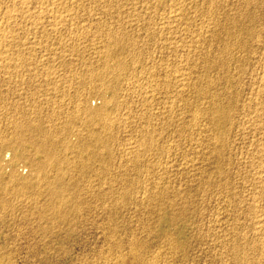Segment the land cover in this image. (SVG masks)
<instances>
[{"label": "rangeland", "instance_id": "1", "mask_svg": "<svg viewBox=\"0 0 264 264\" xmlns=\"http://www.w3.org/2000/svg\"><path fill=\"white\" fill-rule=\"evenodd\" d=\"M12 1L14 3H12ZM33 1H37V0H33ZM44 1L46 2V0H44ZM69 1L71 2L72 0H69ZM80 1H82V3H80ZM140 1H142V2H140ZM154 1L156 2V0H154ZM154 1L149 2V0H144V3H143V0H134V1L133 0H120V1L119 0H92V1L91 0L90 1L89 0H76L78 6L75 3V1H74V3L73 2L70 3V4H72V7H71L72 10H70V11L73 14L71 12L70 13L73 16V17L71 16L73 19L72 18L67 19V21H64L65 23L64 22L57 23L56 24L57 29L55 28L56 32H57L56 33L55 29L53 28L55 26L50 25L51 24L50 17L48 15H44V14L39 13L40 12L39 8L41 5H42V7L48 5L47 3L43 2V0H41L40 3L34 2L35 4L33 2H30L29 3L30 5L28 4L29 7L27 6V8L29 10L28 12L27 11H23V12L21 11V13H19L20 12V10H19V12L17 13V16L20 19L17 20V18H15L14 20H12V22L9 23L10 25L7 26L8 31H11V32L13 31L12 33H14L15 36H17V33H18V35L20 37L19 36L15 37L14 41H11L10 39L7 40V42L11 41L12 43L6 42V45H7L6 49H5L6 53L9 52L11 55L8 54V56H9V58L10 57L12 58V59L10 58V60H8V62H10V63L0 60V64L2 65V66L0 65L1 66L0 67V91H1L0 95L2 94L5 97H8V98L3 97V99H2V95L0 97V102H1V104H0V108H1L0 109V126L1 127L0 128L3 129L6 126L4 128V130L0 129V132L2 131L0 133L1 135H3L4 133H5V135L7 134V129L9 128L8 125H10V123L12 121H14V120H12V119H14V117H15V120H17L16 118H18V119H21V118L27 119L28 117L35 118V116H37V117L39 116V112H40V116L38 118L45 119V117L48 118L49 115H53V114H50L51 110H47L48 106H50L49 103L54 102L55 103L54 107L56 108L57 107L56 104L58 103L59 98H60L59 101L62 102L61 104L59 102V104L65 105V104H67L66 103L67 101H68V103H70L71 101H74V99L78 95L80 96V95H83L84 93H85L84 95H86V93L90 91L89 90L90 84L87 83V78L92 79V77H93V80H97V78L100 75H103V69H101L102 65L100 66V64H102V62L104 60L103 54H102L104 52V50L102 49V46L105 47V44H108V42H110L109 38H111V36H113L114 34L116 35V37H118V40H117V42L119 43L118 46H122L123 44L124 45L126 44V46L127 45L131 46L130 51H128L127 53L125 52L127 55L125 53L124 54L122 53L120 55V59L122 58L124 60H127L128 64H129L128 65L129 68L127 67L126 68L127 70L125 69L121 72L122 79L127 77L129 79L131 78V80H129V79L127 80V78H126L125 80H127V81L133 82V81H136V79H137V82H140L147 77V75H148L147 71H149L150 68H151V71L153 69V71H155V72H156V70H159V68H157V67L160 66V63H161L160 61L163 60L162 64H165L164 66H166L171 71V73L169 74L170 76L167 77L168 79L166 78V81H168V80L169 81L167 82L168 86L166 87V85H165V89H167V90L169 89L168 90L169 92H173V88H174V90H176L177 82H176L175 78H177L176 76L178 74L176 75V74L172 73L173 71H175V70H173V68L176 70H179L180 67H182L183 70H180L181 73H182V71L184 73V74L182 73L183 74L182 79L184 78L182 80V93H183V91L185 93V95L183 93L182 99L185 100L186 96H188V98L185 101L184 100H181V102L178 101L181 103V105H180V103H175V105L173 107H171V110H172V108H173V110H175V109L176 110L175 111L170 110L171 114L169 112V108L164 109L165 111H168L167 116H169V118L171 120L167 119L168 121H164L165 123H162L161 124L162 126L160 125L161 127L156 126L157 132L155 131L156 133L153 134V137L155 139L158 138V140H157L159 142L158 146L161 143H165L167 145V148L168 147L170 148V149L168 148L169 150H167V152H166L167 154L162 150L148 151L147 154L143 155V158L140 157V159H139L140 161L136 165L135 163H132L133 160L132 161L130 160L132 157V154L124 155L125 152L123 149H125L124 146H126V144H125L126 141H127L126 143L131 141V143L135 142L138 145L137 134L139 135V131H140L141 127H143L142 125L145 126L146 124L142 123L141 120L138 121L136 119H134V120L128 119L129 121H134V123L131 124L133 129H130V131L127 133H124L120 130L118 133L116 132V136H114V140H112L110 145H109L110 146L109 152L105 153V156H106L107 161H108L106 163L109 165L108 172L106 171V172L100 173L99 170L96 169V168H98V166H96V164H98V163H95L93 165L95 167H93L91 170H89L86 173V175L84 176L83 182L85 183L86 186L89 185L90 183H91V185H93V183L95 185H100V186H102L101 188H105L104 190H107V187H108V189L110 191L113 190L114 192H118L121 189V187H124L125 185H127V186L129 185L131 187L130 189H132V188L134 189V190L132 189L131 198H130V196H126V197L119 196V193H120L119 192V193L113 194L114 196L116 195L115 197L113 196V198L109 197L110 195L108 194L109 196H107L106 199H103L101 201L100 200L99 201L92 200L91 202L89 201L88 204L82 205L81 209L83 210L85 220L83 221L82 225L81 224L77 225L69 235L62 233L59 238L48 237L49 234L43 233L39 230L40 227H39V223H38L37 219L32 218L34 216H31V215H30L31 217H29V216L24 217L23 216L24 215L23 211L27 209V207H25V205H28V203L30 204L29 199H25L23 197L18 198V199H12L14 207H15L13 210V213L3 212V214H2L1 213L2 211L0 210V216H2V215L4 216V217H1V219H3V221H0V264H98V263L99 264H108L107 262H109V261H110L109 264H114L117 260H122V261L124 260L125 264H127V261L130 260L129 259L130 258L129 249L131 247V245H129L130 246L129 247L127 244L130 240H132V238H137L141 242L138 245L136 250H138L139 253L138 252L137 253L139 255H142L140 258V260L142 262L138 261V262H135V264H142V263L143 264H150V263L155 264L156 262H157L156 264H162V263L163 264H166V263L167 264H171V263H173V264H186V263L187 264H243V263L244 264H264V170H262V171L258 170V167L260 166L259 165L260 160L257 158V155L256 156L254 155V152H255L254 150H256L258 144L260 143L259 140L263 136H261L262 135L261 132L259 130H257L258 128H256V126H255L256 124L254 123V120L256 119V114H251V113H254V107H255L254 102H258L260 100L259 98H258L259 100L258 99H256L257 101L255 100L254 92H255V97H257L256 88L258 87V85H259L258 82L261 79V77H259V76H261L264 73V65H262V64H264L263 63L264 57H262V56H264V48H263L264 46L262 43L259 44V42H258L261 39L262 40L264 39L263 38L264 37V0H215L214 2H217V4L213 3V0H210L212 2V4H214V5H212V4L209 5L210 4L209 0H207V1L206 0H181V1L180 0H172L174 3L171 2V0L170 1L169 0H157L155 5H154V3H152ZM9 2H10V0L9 1L8 0H0V11H1L0 13H2L3 9L5 10L6 8H10V7H12L13 9H21L20 8L21 6L19 5L20 4L19 0H16V1L11 0V2L10 3ZM179 2H180V4H179ZM219 2H220V4L218 5ZM79 3L82 6H79L80 5ZM145 3L147 4V6L144 5ZM150 3H152V4H150ZM159 3H160V6H159ZM170 3L173 5H171ZM1 4H3V5H1ZM8 4H10V5H8ZM11 4L12 5L14 4L13 6L16 5L17 8H16V6L13 7ZM73 4H74V6H73ZM7 5H8V7H7ZM34 5H36L37 8ZM93 5H94V7H93L94 9L92 8ZM116 5H118V6H116ZM18 6H20V7L18 8ZM140 7H145V8L140 9ZM205 7L207 8V10L209 9V11H207ZM210 7H211V11H210ZM35 8H36V10H35ZM77 8L78 9L80 8V9L78 10ZM83 8H84V10H83ZM87 8H88V10H87ZM100 8L101 9L103 8V10L105 8H107V9L104 10V12H102L103 10H101ZM169 8H171V9L174 8L173 10H175L176 8L180 9V11L177 13L181 12V14H182V12H183V15L180 16L181 15L180 14L176 18L177 20L175 22L173 21L175 18L174 19L169 18L168 21L171 20L172 23H170V26L172 28L165 29V28H163V26L161 24L163 20H160V19L163 16H164L163 18L169 16L168 10L169 11L171 10ZM116 9H118V10H116ZM139 9L142 11H140ZM184 9H186V10H184ZM73 10H74V12H73ZM91 10H93V11H91ZM134 10H135V12H134ZM200 10L202 11L201 13H200ZM30 11L31 12L33 11L32 12L33 14ZM36 11H37V13L40 14V15L38 14L39 15L38 19L36 16L37 15ZM87 11L90 13L92 12V13L89 14ZM95 11L96 12L98 11V12L96 13ZM79 12L82 15L84 14L83 18L80 17L82 15ZM117 12H119V13H117ZM207 12H209V13H207ZM22 13H24V14H22ZM26 13H27V16H26ZM74 13H76V14H74ZM77 13H78V15H77ZM105 13H108V14H105ZM18 14H20V15H18ZM30 14L37 21L35 19H33ZM87 14H88V16H87ZM210 14H211V16L213 15V17H210ZM93 15H94V18H93ZM170 16H171V14H170ZM28 17H30L29 19L32 18L31 21H33V22L35 21V24L37 23L36 26L34 25V23L30 22V20H29V24H26V23H28ZM45 17L49 18V19H46ZM75 17L77 19H75ZM22 18L23 19L26 18L25 21L21 20ZM91 18H93V19H91ZM226 19H227V21H226ZM73 20H74V22H73ZM75 20H77V21H75ZM115 20H117V21H115ZM180 20H181L182 24H179V23H181V22H179ZM231 20H233V21L231 22ZM14 21L17 22V25H16V22L14 23ZM47 22H50V23H47ZM215 22H217V23L215 24ZM227 22H229V23H227ZM236 22H237V24H236ZM174 23H176V24H174ZM212 23H214L215 26ZM11 24H12V26H11ZM39 24H41V25H39ZM81 24H84V25H81ZM211 24H212V26H211ZM230 24L233 26H231ZM69 25H73V26H71V29H70ZM225 25H227V27ZM17 26H19V27H17ZM239 26H241V27H239ZM15 27H17V28H15ZM36 27H38V28H36ZM72 27H74V28H72ZM102 27H104V28H102ZM111 27H112V29H111ZM80 28L81 29L85 28L87 31L85 29H83V31H81ZM204 28H206V29H204ZM216 28H218L217 29L218 31L215 30ZM221 28L222 29L224 28V29L222 30ZM75 29H77V30H75ZM93 29H96V30H93ZM107 29L108 30L110 29V30L108 31ZM170 29H172V30L170 31ZM70 30H72V31H70ZM73 30H75V32H73ZM78 30H79V32H78ZM232 30L234 32L235 31L236 32L234 33ZM88 31L90 32L89 34H87ZM225 31H227V32H225ZM15 32H16V34H15ZM20 32H21V35H20ZM107 32H108V34H107ZM152 32L154 35L152 34ZM208 32L210 34H207ZM22 33H23V35H22ZM92 33L93 34L95 33V34L92 35ZM238 33H240V35ZM27 34H28V36L24 37ZM47 34L50 36H48ZM69 34H71L70 37H69ZM82 34L84 37H82ZM90 34H91V36H89ZM109 34H111V35H109ZM180 34H181V36H180ZM184 34H186V35H184ZM201 34H202V36H201ZM233 34H238L239 36L236 35V37H234L235 35H233ZM60 35L62 37H60ZM76 35L77 36L80 35L81 39H79L80 37L78 36L79 37L78 38ZM204 35H207L206 39L204 38L205 37ZM183 36H184V38H183ZM194 36H197V38ZM199 36L201 39L199 38ZM21 37L24 39L23 41H22ZM42 37L45 38L46 40H43ZM85 37H87V38H85ZM167 37H168V39H167ZM244 37H245V39H244ZM257 37H258V39H257ZM53 38H54V40H53ZM70 38H71V40H73V42L69 41ZM76 38H77V40H75ZM127 38H128V40L126 41ZM159 38H160V40H159ZM161 38H162V40H161ZM202 38L204 39V41ZM207 38H210V39H207ZM38 39L39 40L42 39V40H40V43H39V41H37ZM93 39H95V40L93 41ZM197 39H198V41H197ZM241 39H243V40H241ZM249 39H252L253 41L249 40ZM254 39L257 41L255 42ZM28 40L30 43L28 42ZM61 40H62V42H61ZM63 40L66 41V43H65L66 45L63 44ZM107 40H109V41H107ZM130 40H132V41H130ZM31 41H32V44H31ZM101 41H102V44H101ZM125 41L129 42V43H126ZM210 41H212V42L210 43ZM67 42H71V43L67 44ZM91 42L94 44L96 43L99 47L96 46V44L92 45ZM193 42H195V43H193ZM257 42L259 45L256 44ZM9 43H11V44H9ZM34 43H36V44H34ZM61 43L63 44V46L62 45L60 46ZM178 43L180 46H178ZM233 43L236 45H233ZM21 45H23L26 48L22 47ZM41 45H43V46H41ZM72 45H74V46H72ZM169 45L170 46L173 45V46L168 47ZM184 45H185V47H184ZM261 45L263 47H261ZM176 46H178V47H176ZM196 46H197V48H196ZM240 46H241V49L243 48L242 50L240 49ZM243 46L246 48H244ZM21 47L24 49H22ZM225 47H228L229 50H231L233 48V51H235V52H233L231 50V51H229L230 55H225L226 57L224 60H225L226 66L221 67V66H218L219 65L218 57H220L222 55L221 53L223 52V48H225ZM30 48L33 49V51L30 50ZM139 48H141V49H139ZM238 48H239V50H237ZM26 49L28 50V52L30 54H27L28 52ZM101 49L103 50L102 52H101ZM196 49H198V50H196ZM7 50H8V52H7ZM12 50L15 52H13ZM19 50H21V51L19 52ZM23 50H26V51H23ZM139 50H140V52H139ZM167 50H168V52H167ZM252 50H253V52H252ZM10 51H12L14 54ZM205 51L206 52L208 51V52L205 53ZM32 52H33V54H32ZM138 53H140V54H138ZM218 53H219V55H218ZM252 53H254V54H252ZM21 54H23L24 56L23 55L21 56ZM31 54L34 56H32ZM132 54L135 56V58ZM15 55H17V58ZM19 55H20V57H19ZM147 55H149V56H147ZM207 55H208V57H205ZM231 55H233V56H231ZM137 56H139V57H137ZM181 56H183L182 57L183 59L180 58ZM228 56H230V57L227 58ZM250 56H251V58H250ZM27 57L31 58L30 59L31 61L34 59L33 63L30 62V60H28ZM129 57H130V59H132V62L130 61ZM154 58H156V59H154ZM208 58H210L211 61L212 60H214V61L211 62ZM150 59H151L153 64L151 63ZM11 60L12 61L14 60V62H12ZM20 60H21V62H20ZM166 60H168V61H166ZM181 60H182V62H181ZM193 60H194V62H193ZM99 61H101V62L99 63ZM226 61H228V62H226ZM259 61H261V62L258 63ZM19 62L23 63L25 65L23 67L19 68ZM104 62H105V60H104ZM133 62H134V64H133ZM234 62H236V63H234ZM106 63L109 66L113 65L112 63H110L109 60H107ZM135 63H136V66H135ZM184 63H187V64H184ZM206 63L208 64L207 66L204 65ZM209 63L212 66H210ZM33 64H34V66H32ZM15 65L19 69H17ZM179 65H180V67H179ZM197 65H198V67H197ZM14 66L16 69L14 68ZM25 66H27V67H25ZM217 66L219 68H217ZM133 67H134V69H133ZM262 67H263V69H262ZM11 68L15 71L11 70ZM21 68H24V69H21ZM26 68H27V70H26ZM147 68H149V69H147ZM194 68H196V69H194ZM228 68L230 70H228ZM9 69H10V71H9ZM46 69H47V71H46ZM100 69L102 70V72L100 71ZM188 69H190V71ZM89 70L92 73L89 72ZM19 71H20V74H19ZM21 71H23V72H21ZM96 71L98 73H96ZM188 71H189V76L191 75L190 77L188 76ZM88 72L90 73V76H89ZM185 72L187 73V75L185 74ZM6 73H7V75H6ZM45 73H46V75H45ZM54 73H55V75H54ZM57 74H59V76ZM132 74H134V75H132ZM171 74H173L175 76H173ZM194 74H196V75H194ZM52 75L54 77L57 75L56 77H58V80H56L57 78L55 77L56 78L55 79ZM127 75H129V76H127ZM143 75H145V76H143ZM51 76L53 79L51 78ZM70 77H72V78L70 79ZM73 77L74 78L76 77L77 79L76 78L74 79ZM47 78H48V81H47ZM263 78H264V75H263ZM185 79H187L186 81L188 83L185 81ZM256 79H258V80H256ZM158 80H159V78H158ZM55 81H59V82H55ZM174 81H175V83L172 84V82H174ZM45 82H47V83H45ZM86 83H87V85H86ZM174 84H175V86H174ZM184 84H185V86H184ZM188 84H190V85H188ZM208 84H210V85H208ZM50 85L52 86L53 89H55V86L57 85L58 87L56 86V88L58 90L57 89L53 90ZM59 85H61V86H59ZM192 85L195 88H193ZM69 86H72L75 90H78V91L80 90V92L82 91L84 93L74 92L75 90ZM48 87H50V88L48 89ZM252 87H254V88H252ZM65 88H66V91H65ZM170 88H172V89H170ZM185 89L187 90V92L185 91ZM189 89L191 90V92L189 91ZM253 89H254V91H253ZM46 90H48V91H46ZM86 90H88V91H86ZM43 91L44 92L46 91L47 93L44 94ZM32 92H34V93H32ZM193 92H194V94H193ZM50 93H52V94H50ZM60 93H63V94L60 95ZM248 93H250V94H248ZM174 94H175V91L172 94L173 96L171 94H170V96L174 97ZM30 95H32V96H30ZM35 95H36V97H35ZM55 95H57V97ZM210 95H212V96L214 95V96L212 97ZM250 95H252V97ZM29 96H30V98H29ZM46 96L47 97L49 96L50 98L48 99V98H46ZM63 96H64V99H63L64 101L61 99V98H63ZM209 96H210V98H209ZM22 97L28 101V102L26 101L27 104H26V102H24L25 100L22 101V99H23ZM37 97H38V100H41V101H38V100L35 101V99H37ZM41 97H43V98L41 99ZM44 97L46 98V100ZM71 97H73V99ZM247 97H248V99H247ZM249 97H250V100H249ZM251 98L252 99L254 98L252 102H251ZM53 99L57 100V101H54ZM157 99L159 100L160 98L156 97L154 99L155 102H153V104H152L153 108L151 107L152 110L154 108H156V110L155 109L153 110L154 114L158 110L159 111L162 110V107H163L164 101L162 99H160V101L162 100L160 102ZM212 99H213V101L211 102ZM214 100H216V102L218 100L219 102L223 103L224 105H226L227 103L229 104V105L227 104V108L229 109L230 116H231L230 117L231 120L229 122L231 123V121H232V124H230L229 122L226 124V126L228 125V127H227L228 132L226 131L224 134L221 135V137H223V139H224L223 141H224L225 149L222 151L221 155L219 156L220 158L217 156H214L213 153L211 154V152H212L211 150H213L214 147H218L220 145V141H219L220 139H217V140L215 139L218 132L214 131V129L212 128V126L210 124L209 119H207L209 117V113H211V111H213V112L215 111L213 108L214 107V104H213ZM246 100H248V101L246 102ZM176 101H177V99H176ZM35 102H36V104H35ZM38 102H40V104ZM45 102H48V105H46L47 103H45ZM89 102L92 103V105H98L100 103V100L96 99V98H91L89 100ZM3 103H4V105H3ZM11 103H16V105L11 104ZM200 103H201V105H199ZM207 103H208V105H207ZM240 103H242L243 105ZM251 103L254 106H252ZM5 104H8V105L11 104L10 105L11 107H9L8 105L5 106ZM43 104L46 105L47 107L46 106L44 107ZM59 104H58V106H59ZM184 104H186V105L184 106ZM235 104H237V105H235ZM13 105L17 106L16 110H15V107H12ZM41 105H43V106H41ZM187 105H190V106L187 107ZM29 106H31L36 111H34ZM178 106L180 107V110L177 111V109H179ZM181 106H183V107H181ZM246 106L249 108V111H247L248 109L246 108ZM41 107H43V108H41ZM138 107L139 106H137V108L136 107L132 108L134 111V114H138V112L140 113L143 111L142 114H144L145 117L151 116L150 112L145 113V111H148V110L144 111L143 108L141 110V107L140 108H138ZM210 107H211V109H210ZM38 108H39V110H38ZM157 108H159V109H157ZM193 108H194V111H193ZM198 108H200V109H198ZM29 110L31 112L34 111V113H30ZM187 110H189V111H187ZM135 111H137V112H135ZM176 111L178 114L176 113ZM184 111H186V112H184ZM206 111H207V113H206ZM251 111H253V112H251ZM173 112H175L177 115H175V113H173ZM181 112H182V114H180ZM194 112H196V119H195L196 121H194V118H193ZM247 112H248V114H247ZM263 112H264V106H263ZM263 112L261 115V117L263 119H260L261 117L260 118L258 117V120H264V113ZM172 113H173V116H172ZM24 114H25V116H24ZM57 114H58V112L56 113L57 119L55 118V115H54L51 118L52 121H54V120L58 121V119L62 117L63 113L61 114V112H60L58 115ZM200 114H203V115H200ZM29 115H31L32 117ZM64 115L65 114H63V116ZM233 115H235V117ZM243 115L244 116L246 115V116L244 117ZM19 116L20 117L22 116V117L20 118ZM238 116H239V118H238ZM203 117H205L206 119H204ZM247 117L249 118V120ZM47 118L45 120H47ZM246 118L248 121L246 120ZM51 119H49V120H51ZM10 120H11V122H10ZM242 120H243V123L244 122H247V123L242 124L241 123ZM250 121H252V122H250ZM153 122H155V121H153ZM160 122H161V120H160ZM160 122H159V124H160ZM159 124H157V125H159ZM194 124H196L200 130L199 129L197 130L198 127L195 126ZM209 124H210V127H209ZM172 125H174L175 127ZM184 125L186 127H184ZM189 125L190 126L192 125V127H190ZM181 126H182L183 131H182V138L180 139L179 137H176V136H178V130ZM237 126H239V127H237ZM241 126H242V128L243 127L244 128L242 129ZM250 126H251V128L254 129L255 132H253V129H250ZM159 128H161V129H159ZM170 128H172L173 130H171ZM192 129H194L195 131L193 132ZM201 130L203 132H201ZM229 130H231V131H229ZM236 130L238 132H236ZM240 130H242V131H240ZM3 131H4V133H3ZM198 131H200V132L198 133ZM170 132L172 133V135L174 134L173 135L174 137L171 135ZM210 132H212V133H210ZM191 133H192V135H191ZM193 133H194V135H193ZM158 134L160 136L161 135L162 136L159 138L157 136ZM164 134H165L166 138H165ZM5 135H3V136H5ZM183 135L185 136V139H184ZM115 138H116V140H115ZM195 138L196 139L198 138V140H196ZM191 139L193 140V143L189 141ZM210 139H211V142H210ZM212 139H214V140H212ZM195 141H197V142H195ZM210 143H212V144H210ZM226 144H227V146H226ZM168 145H170V146H168ZM121 148H123V149H121ZM121 151L123 153H121ZM140 151L141 150H139V152ZM169 151H170V153H169ZM155 152L157 153V154H155L156 156H154V154H153ZM246 152H247V154H246ZM111 153L115 154V156L111 155ZM171 153L173 154L172 156H171ZM119 154H121V155H119ZM165 154L167 156H165ZM151 155H153L154 157ZM228 155H230V156H228ZM2 156H3L2 160L5 161L8 159L9 154H8V152H5L2 154ZM128 156L130 157V159ZM148 156H150L151 159ZM121 157H123V158H121ZM248 157H250V158H248ZM163 158H166V159H163ZM255 158L258 159L257 162H256ZM228 159H229V161H228ZM122 160H123V162H122ZM146 160L148 162H145ZM156 160H157V162H155ZM163 160L165 161L166 165L164 164ZM243 160L246 162H244ZM128 161L130 162L129 164H128ZM252 161H253V164H251ZM227 162H228V164H227ZM254 162L258 163L259 166L258 167H257V165L255 166L256 163H254ZM159 164H160V166H157ZM225 164H227L228 166ZM103 165L104 164H101V166H103ZM132 165L134 167H132ZM261 165H263V163H261ZM150 166H152V168ZM225 166H226V168H225ZM251 166H252V168H251ZM148 167H150L151 170ZM153 168H154V170H153ZM25 170L26 169L23 167V165L20 164L19 171L24 173ZM164 170H167V171H164ZM99 174H101V175L99 176ZM104 175H106V177ZM93 179H96L97 181L93 180ZM155 181H157L158 184ZM81 182H82V180H81ZM205 182H207V183H205ZM143 183H144V185H143ZM204 183L206 184V186ZM123 184H125V185L123 186ZM147 184H149V185H147ZM155 185H157V188ZM143 189L145 191H143ZM146 189L148 190L147 192H146ZM160 189L163 190L162 191L163 192V199L161 202L158 201L159 197L158 198L155 197V199L152 198L153 199L151 201L152 203L151 202L145 203V199H147V197L152 195L153 192H156L157 190H160ZM135 190L138 191L139 193L136 192ZM153 190H155V191H153ZM150 191H152V192H150ZM170 191H171V193H170ZM144 193H146V196L144 195ZM135 194L137 196H135ZM168 197L170 198V200ZM175 198H176V201H175ZM113 199H117L118 202L116 204H113L112 203ZM140 199H141L142 203L140 202ZM97 202L100 206H98ZM167 202H168V204H167ZM23 203L25 205H20ZM110 205H112V206H110ZM142 205L144 206V208ZM103 206H106V207H103ZM133 206H135V208ZM158 206H159V208H158ZM102 207H103V209H102ZM137 207H138V209H137ZM163 207H164V209H163ZM99 208L103 211L101 212V210ZM134 209H135V212H134ZM152 209H153V211H152ZM139 211L141 213H139ZM86 212H90V213L85 215ZM133 213H135L136 215ZM170 215L174 217L173 220H171V221L169 219H167V217ZM106 216H107V218H106ZM164 217H166V219H163ZM88 223H90V224H88ZM91 224H93V226ZM113 224H114V226H113ZM99 225H101V226H99ZM90 226H92V227H90ZM94 227H96V228H94ZM141 227H143V228H141ZM92 228L94 230L96 229L97 232H96V230L94 231ZM100 228H103V229L101 230ZM143 230H145V231H143ZM55 232H56V230H55ZM111 232H112L114 238H116L114 240H118L122 243V245L119 246L121 249L111 247L109 239H107V241H104V240H106L105 239L106 236L111 235ZM133 232H134V234H133ZM165 232L167 234H170L168 239L167 238L165 239L164 237H157L156 236L158 234H163ZM101 233H104V234H101ZM115 233L117 235H115ZM137 233H139V234H137ZM135 234H137L136 235L137 237L135 236ZM148 234L152 237H150ZM101 235H104V236H101ZM131 235L133 237H130ZM139 236H140V238H139ZM99 237H101V238H99ZM126 238H127V240L128 239H130V240L127 241ZM169 239H171L174 243V246H173V248L175 247L174 251L172 249H170V246L167 244L169 242L168 241ZM237 240H239V241H237ZM231 242H232V244H231ZM236 244H238V245H236ZM127 247H128V249H127ZM138 248H141V249H138ZM106 250L108 251V253L106 252ZM115 250L116 251L118 250V251L115 252ZM155 250L156 251L158 250L161 252H157V254H155L156 253ZM167 250H169V251H167ZM140 251H142V253ZM145 251L146 252L148 251V252L146 253ZM122 253L124 254V257L123 256L121 257ZM144 253H145V255H144ZM126 254L127 255L129 254V255L127 256ZM241 254H243V255H241ZM102 255H104V256H102ZM116 255H119V257H121V258L120 259L117 258L118 256H116ZM154 255H155V258H154ZM156 255H158L159 257H156ZM245 255H247V257H245ZM160 256H163V257H160ZM168 256H169V258H168ZM100 257H105L106 259L105 258L102 259ZM107 258L108 259L110 258V259L108 260ZM156 258L158 259V261ZM161 259H162V261H161ZM179 260H181V261H179ZM100 261H102V262H100Z\"/></svg>", "mask_w": 264, "mask_h": 264}, {"label": "bare ground", "instance_id": "2", "mask_svg": "<svg viewBox=\"0 0 264 264\" xmlns=\"http://www.w3.org/2000/svg\"><path fill=\"white\" fill-rule=\"evenodd\" d=\"M9 1V0H8ZM16 1V0H15ZM40 1L41 0H37V1H33V0H19V5L21 6H18V8L20 7L21 9H13L12 7H10V8H6L5 10L3 9V11H2V13H0V60L1 61H6V62H8V60H10V58H9V56H8V54L9 55H11L9 52H8V50H7V52L8 53H6V42H7V40L8 39H10L11 41H14L15 40V37H17V36H19L18 35V33H17V36H15L14 35V33H12L11 31H8L7 30V26L8 25H10L9 23L10 22H12V20H14L15 18H17V20L18 19H20V18H18V16H17V13L19 12V10H20V12L19 13H21V11L23 12V11H29L28 10V8H27V6L29 7V3L30 2H37V3H40ZM75 1V3L77 4V2H76V0H74ZM74 1L72 0L71 2H73L74 3ZM90 1V0H89ZM92 1V0H91ZM120 1V0H119ZM134 1V0H133ZM150 1H154V0H149V2ZM170 1V0H169ZM181 1V0H180ZM207 1V0H206ZM210 1V0H209ZM215 0H213V3H216L217 4V2H214ZM7 2V1H6ZM10 2H11V0H10ZM9 2V3H10ZM43 2H45L44 0H43ZM69 0H46V2L45 3H47L48 5L47 6H43L42 7V5L40 6V14H44V15H48L49 17H50V22H51V24L50 25H52V26H55V27H53L54 29L56 28V24L57 23H60V22H64V21H67V19H70V18H72L73 16L71 15V11L70 10H72V4H70L71 3ZM84 2V1H83ZM103 2V1H102ZM111 2V1H110ZM129 2V1H128ZM140 2H142V1H140ZM156 2H157V0H156ZM155 1L154 2H152V3H154V5H155V3H156ZM171 2H173L172 0H171ZM204 2V1H203ZM2 3V2H1ZM12 3H14L13 1H12ZM32 3V4H33ZM42 3V2H41ZM80 3H82V1H80ZM79 3V4H80ZM91 3V2H90ZM134 3V2H133ZM143 3H144V0H143ZM142 3V4H143ZM152 3H150V4H152ZM161 3V2H160ZM160 3H159V6H160ZM174 3V2H173ZM178 3V2H177ZM187 3V2H186ZM210 3V4H209ZM208 4L209 5H211L212 4V2L210 1ZM16 4V3H15ZM29 4V5H28ZM35 4V3H34ZM75 4V5H76ZM98 4V3H97ZM111 4V3H110ZM114 4V3H113ZM139 4V3H138ZM137 4V5H138ZM171 4V3H170ZM179 4H180V2H179ZM178 4V5H179ZM220 4V2L218 3V5ZM1 5H3V4H1ZM8 5H10V4H8ZM8 5H7V7H8ZM12 5V4H11ZM14 5V4H13ZM12 5V6H13ZM18 5V4H17ZM38 5V4H37ZM40 5V4H39ZM44 5V4H43ZM89 5V4H88ZM99 5V4H98ZM112 5V4H111ZM145 6H147V4L145 3L144 4ZM166 5V4H165ZM168 5V4H167ZM171 5H173V4H171ZM176 5V4H175ZM177 5V6H178ZM212 5H214V4H212ZM217 5V6H218ZM16 6V5H15ZM15 6H13V7H15ZM35 7H36V5H34ZM73 6H74V4H73ZM77 6H78V4H77ZM79 6H82L81 4L79 5ZM84 6V5H83ZM97 6V5H96ZM109 6V5H108ZM116 6H118V5H116ZM124 6V5H123ZM122 6V7H123ZM162 6V5H161ZM182 6V5H181ZM187 6V5H186ZM201 6V5H200ZM199 6V7H200ZM32 7V6H31ZM30 7V8H31ZM85 7V6H84ZM94 7V5L92 6V8ZM101 7V6H100ZM112 7V6H111ZM149 7V6H148ZM155 7V6H154ZM165 7V6H164ZM188 7V6H187ZM212 7V6H211ZM211 7H210V11H211ZM3 8V7H2ZM1 8V9H2ZM16 8H17V6H16ZM37 8V7H36ZM36 8H35V10H36ZM75 8V7H74ZM90 8V7H89ZM117 8V7H116ZM124 8V7H123ZM141 8H145V7H140V9ZM175 8V7H174ZM174 8H169V9H171L170 11L168 10V12H169V16L168 17H165V18H161L160 20H163L162 21V26H163V28H165V29H167V28H172L171 26H170V23H172L171 22V20L170 21H168L169 20V18H172V19H174L173 21L175 22L177 19V17L181 14V12L180 13H177V12H179L180 11V9H175V10H173ZM194 8V7H193ZM206 8V7H205ZM209 8V7H208ZM215 8V7H214ZM76 9V8H75ZM78 9V8H77ZM80 9V8H79ZM78 9V10H79ZM94 9V8H93ZM101 9V8H100ZM107 8H105L104 10H106ZM115 9V8H114ZM139 9V10H140ZM217 9V8H216ZM245 9V8H244ZM38 10V9H37ZM77 10V11H78ZM83 10H84V8H83ZM87 10H88V8H87ZM99 10V9H98ZM101 10H103V8L101 9ZM104 10L102 11V12H104ZM116 10H118V9H116ZM155 10V9H154ZM167 10V9H166ZM184 10H186V9H184ZM192 10V9H191ZM206 10H207V8H206ZM213 10V9H212ZM247 10V9H246ZM86 11V10H85ZM91 11H93V10H91ZM115 11V10H114ZM133 11V10H132ZM140 11H142V10H140ZM145 11V10H144ZM149 11V10H148ZM147 11V12H148ZM165 11V10H164ZM193 11V10H192ZM198 11V10H197ZM207 11H209V9L207 10ZM1 12V11H0ZM31 12V11H30ZM33 12V11H32ZM31 12V13H32ZM71 12V13H70ZM73 12H74V10H73ZM76 12V11H75ZM83 12V11H82ZM88 12V11H87ZM96 12V11H95ZM94 12V13H95ZM98 12V11H97ZM96 12V13H97ZM134 12H135V10H134ZM138 12V11H137ZM187 12V11H186ZM202 11L200 10V13H201ZM215 12V11H214ZM245 12V11H244ZM243 12V13H244ZM39 13H37V11H36V16H37V19H38V16L40 15ZM80 13V12H79ZM84 13V12H83ZM89 14H91L90 12H88ZM112 13V12H111ZM117 13H119V12H117ZM133 13V12H132ZM199 13V14H200ZM207 13H209V12H207ZM22 14H24V13H22ZM33 14V13H32ZM39 14V15H38ZM73 14V13H72ZM74 14H76V13H74ZM81 14V13H80ZM105 14H108V13H105ZM170 14H171V16H170ZM173 14V15H172ZM186 14V13H185ZM206 14V13H205ZM204 14V15H205ZM214 14V13H213ZM18 15H20V14H18ZM31 15V14H30ZM35 15V14H34ZM77 15H78V13H77ZM76 15V16H77ZM82 15V14H81ZM117 15V14H116ZM162 15V14H161ZM183 15V12H182V14L180 15V16H182ZM198 15V14H197ZM209 15V14H208ZM246 15V14H245ZM26 16H27V13H26ZM29 16V15H28ZM32 16V15H31ZM35 16V17H36ZM47 16V17H48ZM72 16V17H71ZM83 16H84V14L82 15V16H80L81 18H83ZM87 16H88V14H87ZM107 16V15H106ZM109 16V15H108ZM112 16V15H111ZM115 16V15H114ZM118 16V15H117ZM225 16V15H224ZM20 17V16H19ZM96 17V16H95ZM123 17V16H122ZM210 17H213V15L211 16V14H210ZM30 17H28V23H26V24H29V20H30V22H32V23H34V25L36 26V24H35V21L33 22V21H31V19L33 18V16H32V18L31 19H29ZM46 18V17H45ZM90 18V17H89ZM88 18V19H89ZM93 18H94V15H93ZM93 18H91V19H93ZM119 18V17H118ZM128 18V17H127ZM228 18V17H227ZM231 18V17H230ZM26 19V18H25ZM25 19H21V20H24L25 21ZM33 19H35V18H33ZM41 19V18H40ZM46 19H49V18H46ZM73 19V18H72ZM75 19H77L76 17H75ZM152 19V18H151ZM180 19V18H179ZM212 19V18H211ZM235 19V18H234ZM233 19V20H234ZM16 20V21H17ZM36 20V19H35ZM90 20V19H89ZM182 20V19H181ZM181 20L179 21V22H181ZM214 20V19H213ZM233 20H231V22L233 21ZM16 21H14V23L16 22ZM23 21V22H24ZM37 21V20H36ZM43 21V20H42ZM48 21V20H47ZM72 21V20H71ZM75 21H77V20H75ZM115 21H117V20H115ZM122 21V20H121ZM183 21V20H182ZM224 21V20H223ZM226 21H227V19H226ZM18 22V21H17ZM17 22H16V25H17ZM22 22V21H21ZM27 22V21H26ZM39 22V21H38ZM50 22H47V23H50ZM70 22V21H69ZM73 22H74V20H73ZM128 22V21H127ZM153 22V21H152ZM157 22V21H156ZM178 22V21H177ZM207 22V21H206ZM42 23V22H41ZM65 23V22H64ZM72 23V22H71ZM77 23V22H76ZM141 23V22H140ZM217 22H215V24H216ZM219 23V22H218ZM227 23H229V22H227ZM13 24V23H12ZM12 24H11V26H12ZM67 24V23H66ZM75 24V23H74ZM78 24V23H77ZM80 24V23H79ZM148 24V23H147ZM150 24V23H149ZM174 24H176V23H174ZM179 24H182V22L181 23H179ZM206 24V23H205ZM212 24H214V23H212ZM212 24H211V26H212ZM215 24H214V26H215ZM236 24H237V22H236ZM39 25H41V24H39ZM65 25V24H64ZM76 25V24H75ZM81 25H84V24H81ZM104 25V24H103ZM134 25V24H133ZM160 25V24H159ZM172 25V24H171ZM198 25V24H197ZM200 25V24H199ZM219 25V24H218ZM231 25V24H230ZM71 26H73V25H69V27H70V29H71ZM109 26V25H108ZM189 26V25H188ZM206 26V25H205ZM220 26V25H219ZM226 27H227V25H225ZM231 26H233V25H231ZM17 27H19V26H17ZM17 27H15V28H17ZM39 27V26H38ZM38 27H36V28H38ZM75 27V26H74ZM74 27H72V28H74ZM77 27V26H76ZM200 27V26H199ZM208 27V26H207ZM224 27V26H223ZM236 27V26H235ZM234 27V28H235ZM239 27H241V26H239ZM244 27V26H243ZM250 27V26H249ZM97 28V27H96ZM102 28H104V27H102ZM110 28V27H109ZM186 28V27H185ZM203 28V27H202ZM220 28V27H219ZM229 28V27H228ZM21 29V28H20ZM57 29V28H56ZM56 29H55V32H56ZM78 29V28H77ZM77 29H75V30H77ZM81 29V28H80ZM79 29V30H80ZM83 29H85V28H83ZM83 29H81V31H83ZM111 29H112V27H111ZM147 29V28H146ZM204 29H206V28H204ZM218 28H216L215 30H217ZM222 29V28H221ZM224 29V28H223ZM222 29V30H223ZM226 29V28H225ZM232 29V28H231ZM236 29V28H235ZM234 29V30H235ZM18 30V29H17ZM16 30V31H17ZM75 30H73V32H75ZM79 30H78V32H79ZM86 30V29H85ZM93 30H96V29H93ZM98 30V29H97ZM108 30V29H107ZM110 30V29H109ZM108 30V31H109ZM172 29H170V31H171ZM213 30V29H212ZM214 30V31H215ZM238 30V29H237ZM247 30V29H246ZM70 31H72V30H70ZM87 31V30H86ZM85 31V32H86ZM103 31V30H102ZM101 31V32H102ZM201 31V30H200ZM209 31V30H208ZM218 31V30H217ZM233 31V30H232ZM77 32V31H76ZM93 32V31H92ZM100 32V33H101ZM116 32V31H115ZM151 32V31H150ZM155 32V31H154ZM182 32V31H181ZM180 32V33H181ZM184 32V31H183ZM211 32V31H210ZM225 32H227V31H225ZM224 32V33H225ZM234 32V31H233ZM236 32V31H235ZM234 32V33H235ZM244 32V31H243ZM246 32V31H245ZM250 32V31H249ZM254 32V31H253ZM252 32V33H253ZM53 33V32H52ZM57 33V32H56ZM72 33V32H71ZM83 33V32H82ZM90 32L88 31V33L87 34H89ZM99 33V32H98ZM177 33V32H176ZM221 33V32H220ZM251 33V32H250ZM15 34H16V32H15ZM54 34V33H53ZM75 34V33H74ZM78 34V33H77ZM86 34V35H87ZM95 34V33H94ZM93 33H92V35H94ZM106 34V33H105ZM107 34H108V32H107ZM106 34V35H107ZM112 34V33H111ZM111 34H109V35H111ZM119 34V33H118ZM117 34V35H118ZM152 34H153V32H152ZM171 34V33H170ZM183 34V33H182ZM189 34V33H188ZM195 34V33H194ZM207 34H210L209 32L207 33ZM227 34V33H226ZM229 34V33H228ZM239 35H240V33H238ZM238 34H233V35H235L234 37H236V35H238ZM20 35H21V32H20ZM22 35H23V33H22ZM46 35V34H45ZM44 35V36H45ZM48 35V34H47ZM70 35L71 34H69V37H70ZM115 35V34H114ZM111 36V38H109L110 39V42H108V44H105V47H103L102 46V49L104 50V52L102 53L103 54V58H104V60H105V62H104V60H103V62H102V64H100V66H101V69H103V75H100L98 78H97V80H93V77H92V79H88L87 78V83H89L88 85H89V92H87L86 93V95H84L85 93L84 92H80V90L78 91V90H75L72 86H69V87H72L75 91L74 92H79V93H84L83 95H78V96H76V98L74 99V101H69L70 103H68V101L66 102L67 104H65V105H60L62 102H60L59 101V99H58V103L56 104V108L54 107L55 106V103L54 102H52V103H49V105L50 106H48V108H47V110H51L49 113L50 114H53V115H49V119H51L52 118V116H54L55 115V118H56V113L58 112V114L61 112V114L63 113V114H65L64 116H63V114H62V117L61 118H59L58 119V121L57 120H54V121H52V119L51 120H49L47 117H45V119L47 118V120H45V119H43V118H38L39 116H40V112H39V116L37 117V116H35V118H30V117H28L27 119H23V118H21L20 116V118L21 119H18V118H16L17 120H15V117H14V119H12V120H14V121H12L11 122V120H10V125H8L9 126V128L7 129V134L5 135V133H4V131H3V135H5V136H3V135H1L0 134V210L2 211L1 213L3 214V212H9V213H13V210H14V204H13V200L12 199H18V198H25V199H29V202H30V204L28 203V205H25L24 203L23 204H20V205H25V207H27V209L26 210H22L23 211V213H24V217H27V216H29V217H31V216H34V217H32L33 219H37V221H38V223H39V230L41 231V232H43V233H47V234H49V236L48 237H56V238H59L60 236H61V234L63 233H65L66 235H69L73 230H74V228L77 226V225H82L83 224V221L85 220V216H84V213H83V210L81 209V206L82 205H84V204H88L89 203V201L91 202L92 200H97V201H101V200H103V199H106L107 198V196H109V197H112L113 198V194H115V193H119V196H122V197H126V196H130V198H131V192H132V189H130L131 187L128 185H125V184H123V186L124 187H121V189L118 191V192H114L113 190H109L108 189V187H107V190H104L105 188H101L102 186H100V185H95L94 183H93V185H91V183L89 184V185H85V183L83 182V178H84V176L86 175V173L89 171V170H91L93 167H95V166H93L95 163H98V164H96V166H98V168H96V169H98L99 170V172L100 173H102V172H108V169H109V165L106 163V162H108L107 161V158H106V156H105V153H108L109 152V148H110V143H111V141L112 140H114V136H116V132L118 133L119 132V130L120 131H122V132H124V133H127V132H129L130 131V129H133L132 128V123H134V121H129L128 119H131V120H134V119H136V120H138V121H142V123H145L146 125L144 126V125H142L143 127H141V129H140V131H139V135L137 134V136H138V145L134 142V143H131V141L130 142H128V143H126L125 142V144H126V146H124L125 147V149H123V148H121V149H123L124 150V152H125V154L124 155H128V154H132V157H131V159H130V157H129V159L132 161V163H135L136 165L139 163V159H140V157H142L143 158V155H145V154H147V152L148 151H153V150H162V151H164L165 153L167 152V150H169L168 148H167V145L165 144V143H161V144H159V146H158V138L157 139H155L154 137H153V134L154 133H156L157 131H156V126L158 127V126H160L162 123H165L164 121H168L167 119H170L169 118V116H167V112L168 111H165L164 109H166V108H169V112H170V110H171V107H173L174 105H175V103H180L181 102V100H184V99H182V95H183V93H184V91H183V93H182V80L184 79H182V76H183V71H182V73L180 72V70H183L182 69V67H180V65H179V67H180V69L179 70H176V69H174L173 67V70H175V71H173L172 73L173 74H178L176 77L177 78H175L176 79V82H177V86H176V90H174V88H173V92L175 91V94H174V97H171L170 96V94L172 95L173 94V92H169L167 89H165V85H166V87L168 86L167 85V82L169 81H166V78L168 77V76H170L169 74L171 73V71L166 67V66H164L165 64H162V61L163 60H161L159 63H160V66L159 67H157V68H159V70H156V72L155 71H153V69H152V71H151V68H150V70L149 71H147L148 73V75H147V77L145 78V79H143L142 81H140V82H137V79H136V81H127L129 78H127V80H125L126 78H123L122 79V75H121V72L123 71V70H125L127 67H128V62H127V60H124V59H120V55L123 53H127L128 51H130V45H127L126 46V44L124 45H122V46H118L119 45V43L117 42V40H118V37H116V35L115 36ZM125 35V34H124ZM154 35V34H153ZM167 35V34H166ZM184 35H186V34H184ZM225 35V34H224ZM238 35V36H239ZM26 36H28V34L27 35H25L24 37H26ZM48 36H50V35H48ZM73 36V35H72ZM71 36V37H72ZM77 36V35H76ZM79 37H80V35H78ZM77 36V37H78ZM89 36H91V34L89 35ZM97 36V35H96ZM103 36V35H102ZM128 36V35H127ZM171 36V35H170ZM180 36H181V34H180ZM193 36V35H192ZM198 36V35H197ZM197 36H194V37H196L197 38ZM201 36H202V34H201ZM205 36V37H204ZM203 37L206 39V36L207 35H204ZM217 36V35H216ZM242 36V35H241ZM254 36V35H253ZM20 37V36H19ZM40 37V36H39ZM60 37H62L61 35H60ZM65 37V36H64ZM63 37V38H64ZM78 37V38H79ZM82 37H84L83 36V34H82ZM95 37V36H94ZM100 37V36H99ZM106 37V36H105ZM166 37V36H165ZM169 37V36H168ZM168 37H167V39H168ZM218 37V36H217ZM22 38V37H21ZM29 38V37H28ZM34 38V37H33ZM43 38V37H42ZM85 38H87V37H85ZM107 38V39H108ZM183 38H184V36H183ZM199 38H200V36H199ZM211 38V37H210ZM210 38H207V39H210ZM213 38V37H212ZM264 38V37H263ZM59 39V38H58ZM79 39H81V37L79 38ZM101 39V38H100ZM106 39V38H105ZM124 39V38H123ZM131 39V38H130ZM133 39V38H132ZM166 39V40H167ZM170 39V38H169ZM187 39V38H186ZM192 39V38H191ZM201 39V38H200ZM203 39V38H202ZM233 39V38H232ZM244 39H245V37H244ZM257 39H258V37H257ZM261 39V38H260ZM259 39V40H260ZM24 39L22 38V41H23ZM40 40H42V39H40ZM40 40L38 39L37 41H39V43H40ZM43 40H46L45 38H43ZM50 40V39H49ZM53 40H54V38H53ZM75 40H77V38L75 39ZM91 40V39H90ZM95 39H93V41H94ZM128 40V38L126 39V41ZM134 40V39H133ZM136 40V39H135ZM159 40H160V38H159ZM158 40V41H159ZM161 40H162V38H161ZM193 40V39H192ZM196 40V39H195ZM241 40H243V39H241ZM249 40H252V39H249ZM255 40V39H254ZM11 41H8V42H11ZM19 41V40H18ZM21 41V40H20ZM33 41V40H32ZM32 41H31V44H32ZM69 41H71V42H73V40H71V38H70V40ZM97 41V40H96ZM99 41V40H98ZM107 41H109V40H107ZM125 41V42H126ZM130 41H132V40H130ZM169 41V40H168ZM176 41V40H175ZM197 41H198V39H197ZM203 41H204V39H203ZM229 41V40H228ZM227 41V42H228ZM253 41V40H252ZM257 40H255V42H256ZM7 42V43H8ZM17 42V41H16ZM27 42V41H26ZM28 42H29V40H28ZM27 42V43H28ZM35 42V41H34ZM46 42V41H45ZM61 42H62V40H61ZM71 42H67V44L68 43H71ZM81 42V41H80ZM191 42V41H190ZM196 42V41H195ZM195 42H193V43H195ZM212 41H210V43H211ZM242 42V41H241ZM247 42V41H246ZM259 42V44L260 43H262L263 44V46H264V39L262 40H260V41H258ZM258 42L256 43V44H258ZM12 43V42H11ZM11 43H9V44H11ZM18 43V42H17ZM22 43V42H21ZM30 43V42H29ZM66 43V41L65 40H63V44H65ZM76 43V42H75ZM92 43V42H91ZM100 43V42H99ZM104 43V42H103ZM126 43H129V42H126ZM160 43V42H159ZM163 43V42H162ZM181 43V42H180ZM187 43V42H186ZM245 43V42H244ZM25 44V43H24ZM23 44V45H24ZM34 44H36V43H34ZM42 44V43H41ZM63 44L61 43L60 44V46L62 45L63 46ZM77 44V43H76ZM96 44V43H95ZM94 43H92V45H95ZM101 44H102V41H101ZM161 44V43H160ZM165 44V43H164ZM198 44V43H197ZM196 44V45H197ZM205 44V43H204ZM226 44V43H225ZM258 44V45H259ZM19 45V44H18ZM23 45H21L22 47H24ZM40 45V44H39ZM66 45V44H65ZM100 45V44H99ZM133 45V44H132ZM191 45V44H190ZM228 45V44H227ZM233 45H236V44H234L233 43ZM232 45V46H233ZM247 45V44H246ZM41 46H43V45H41ZM72 46H74V45H72ZM96 46H98L97 44H96ZM140 46V45H139ZM173 46V45H172ZM172 46H168V47H172ZM178 46H180L179 45V43H178ZM178 46H176V47H178ZM195 46V45H194ZM198 46V45H197ZM197 46H196V48H197ZM231 46V45H230ZM238 46V45H237ZM248 46V45H247ZM262 45H261V47H263ZM19 47V46H18ZM21 47V48H22ZM37 47V46H36ZM40 47V46H39ZM99 47V46H98ZM133 47V46H132ZM141 47V46H140ZM143 47V46H142ZM182 47V46H181ZM180 47V48H181ZM184 47H185V45H184ZM224 47V46H223ZM234 47V46H233ZM239 47V46H238ZM244 47V46H243ZM252 47V46H251ZM258 47V46H257ZM16 48V47H15ZM24 48H26V47H24ZM24 48H22V49H24ZM163 48V47H162ZM183 48V47H182ZM236 48V47H235ZM244 48H246V47H244ZM249 48V47H248ZM264 48V47H263ZM28 49V48H27ZM26 49V50H27ZM36 49V48H35ZM59 49V48H58ZM101 49V52L103 51ZM139 49H141V48H139ZM220 49V48H219ZM231 49V48H230ZM240 49H241V46H240ZM243 49V48H242ZM241 49V50H242ZM251 49V48H250ZM249 49V50H250ZM15 50V49H14ZM26 50H23V51H26ZM30 50H32L33 51V49H31L30 48ZM29 50V51H30ZM77 50V49H76ZM132 50V49H131ZM137 50V49H136ZM176 50V49H175ZM174 50V51H175ZM182 50V49H181ZM196 50H198V49H196ZM201 50V49H200ZM232 51H233V48L231 49ZM231 50H229V48L228 47H225V48H223V52L221 53L222 55L220 56V57H218V61H219V65L218 66H221V67H224V66H226L225 65V55H230V53H229V51H231ZM235 50V49H234ZM237 50H239V48L237 49ZM13 51V50H12ZM12 51H10V52H12ZM21 50H19V52H20ZM96 51V50H95ZM134 51V50H133ZM186 51V50H185ZM194 51V50H193ZM209 51V50H208ZM207 51V52H208ZM13 52H15V51H13ZM12 52V53H13ZM27 52H28V50H27ZM26 52V53H27ZM97 52V51H96ZM139 52H140V50H139ZM167 52H168V50H167ZM204 52V51H203ZM206 51H205V53H207ZM233 52H235V51H233ZM252 52H253V50H252ZM23 53V52H22ZM36 53V52H35ZM34 53V54H35ZM99 53V52H98ZM125 53V54H126ZM160 53V52H159ZM179 53V52H178ZM185 53V52H184ZM187 53V52H186ZM239 53V52H238ZM242 53V52H241ZM14 54V53H13ZM27 54H30L29 52L27 53ZM32 54H33V52H32ZM31 54V55H32ZM100 54V53H99ZM101 54V55H102ZM138 54H140V53H138ZM137 54V55H138ZM144 54V53H143ZM168 54V53H167ZM177 54V53H176ZM180 54V53H179ZM197 54V53H196ZM203 54V53H202ZM252 54H254V53H252ZM23 54H21V56H22ZM127 55V54H126ZM133 55V54H132ZM182 55V54H181ZM218 55H219V53H218ZM235 55V54H234ZM13 56V55H12ZM16 56V58H17V55H15ZM24 56V55H23ZM32 56H34V55H32ZM31 56V57H32ZM134 56V55H133ZM132 56V57H133ZM147 56H149V55H147ZM179 56V55H178ZM215 56V55H214ZM231 56H233V55H231ZM252 56V55H251ZM251 56H250V58H251ZM14 57V56H13ZM19 57H20V55H19ZM98 57V56H97ZM124 57V56H123ZM137 57H139V56H137ZM183 56H181L180 58H182ZM187 57V56H186ZM198 57V56H197ZM205 57H208V55L207 56H205ZM212 57V56H211ZM230 56H228L227 58H229ZM238 57V56H237ZM248 57V56H247ZM262 57H264V56H262ZM28 58V57H27ZM33 58V57H32ZM101 58V57H100ZM134 58H135V56H134ZM133 58V59H134ZM143 58V57H142ZM191 58V57H190ZM202 58V57H201ZM217 58V57H216ZM233 58V57H232ZM240 58V57H239ZM238 58V59H239ZM12 59V58H11ZM31 58H28V60H30ZM126 59V58H125ZM129 59H130V57H129ZM153 59V58H152ZM154 59H156V58H154ZM183 59V58H182ZM189 59V58H188ZM194 59V58H193ZM199 59V58H198ZM207 59V58H206ZM210 61H211V59L210 58H208ZM213 59V58H212ZM23 60V59H22ZM100 60V59H99ZM107 60H109L110 61V63H112L113 65L112 66H109L106 62H107ZM196 60V59H195ZM203 60V59H202ZM235 60V59H234ZM242 60V59H241ZM240 60V61H241ZM258 60V59H257ZM12 61V60H11ZM17 61V60H16ZM33 61H34V59L31 61L30 60V62H32L33 63ZM98 61V60H97ZM130 61L132 62V59H130ZM134 61V60H133ZM142 61V60H141ZM150 61H151V59H150ZM155 61V60H154ZM159 61V60H158ZM166 61H168V60H166ZM212 61H214V60H212ZM211 61V62H212ZM263 61V60H262ZM3 62V63H4ZM12 62H14V60L12 61ZM11 62V63H12ZM20 62H21V60H20ZM19 62V68L20 67H23L25 64H23V63H20ZM101 61H99V63H100ZM138 62V61H137ZM176 62V61H175ZM181 62H182V60H181ZM193 62H194V60H193ZM210 62V63H211ZM226 62H228V61H226ZM237 62V61H236ZM236 62H234V63H236ZM239 62V61H238ZM261 61H259L258 63H260ZM2 63V62H1ZM8 63H10V62H8ZM18 63V62H17ZM16 63V64H17ZM98 63V62H97ZM109 63V62H108ZM141 63V62H140ZM151 63H152V61H151ZM156 63V62H155ZM154 63V64H155ZM204 63V62H203ZM209 63V64H210ZM257 63V64H258ZM264 63V62H263ZM133 64H134V62H133ZM153 64V63H152ZM162 64V65H161ZM170 64V63H169ZM168 64V65H169ZM181 64V63H180ZM183 64V63H182ZM184 64H187V63H184ZM190 64V63H189ZM212 64V63H211ZM210 64V66H212ZM239 64V63H238ZM262 64V63H261ZM1 65V64H0ZM9 65V64H8ZM98 65V64H97ZM140 65V64H139ZM159 65V64H158ZM205 66H207L208 64L206 63V64H204ZM262 65H264V64H262ZM2 66V65H1ZM0 66V67H1ZM7 66V65H6ZM16 66V65H15ZM15 66H14V68H15ZM28 66V65H27ZM27 66H25V67H27ZM32 66H34V64L32 65ZM65 66V65H64ZM133 66V65H132ZM135 66H136V63H135ZM134 66V67H135ZM152 66V65H151ZM155 66V65H154ZM176 66V65H175ZM203 66V65H202ZM217 66V68H219ZM239 66V65H238ZM5 67V66H4ZM3 67V68H4ZM134 67H133V69H134ZM156 67V66H155ZM190 67V66H189ZM197 67H198V65H197ZM240 67V66H239ZM10 68V67H9ZM16 68H17V66H16ZM15 68V69H16ZM19 68H17V69H19ZM30 68V67H29ZM28 68V69H29ZM51 68V67H50ZM92 68V67H91ZM129 68V67H128ZM154 68V67H153ZM211 68V67H210ZM227 68V67H226ZM2 69V68H1ZM21 69H24V68H21ZM31 69V68H30ZM36 69V68H35ZM48 69V68H47ZM47 69H46V71H47ZM52 69V68H51ZM50 69V70H51ZM100 69V71L102 72V70ZM141 69V68H140ZM139 69V70H140ZM147 69H149V68H147ZM155 69V68H154ZM185 69V68H184ZM187 69V68H186ZM194 69H196V68H194ZM200 69V68H199ZM203 69V68H202ZM222 69V68H221ZM262 69H263V67H262ZM4 70V69H3ZM7 70V69H6ZM11 70H13L12 68H11ZM26 70H27V68H26ZM33 70V69H32ZM53 70V69H52ZM51 70V71H52ZM127 70V69H126ZM143 70V69H142ZM146 70V69H145ZM189 71H190V69H188ZM198 70V69H197ZM228 70H230L229 68H228ZM9 71H10V69H9ZM13 71H15V70H13ZM17 71V70H16ZM45 71V72H46ZM49 71V70H48ZM50 71V72H51ZM86 71V70H85ZM99 71V70H98ZM189 71H188V76H189ZM244 71V70H243ZM259 71V70H258ZM262 71V70H261ZM21 72H23V71H21ZM33 72V71H32ZM35 72V71H34ZM53 72V71H52ZM89 72H91L90 70H89ZM88 72V73H89ZM100 72V73H101ZM131 72V71H130ZM142 72V71H141ZM199 72V71H198ZM197 72V73H198ZM208 72V71H207ZM263 72V71H262ZM5 73V72H4ZM9 73V72H8ZM12 73V72H11ZM16 73V72H15ZM36 73V72H35ZM49 73V72H48ZM92 73V72H91ZM96 73H98L97 71H96ZM200 73V72H199ZM19 74H20V71H19ZM51 74V73H50ZM53 74V73H52ZM81 74V73H80ZM86 74V73H85ZM84 74V75H85ZM95 74V73H94ZM142 74V73H141ZM173 74H171V75H173ZM185 74L187 75V73L185 72ZM201 74V73H200ZM205 74V73H204ZM254 74V73H253ZM262 74V73H261ZM6 75H7V73H6ZM10 75V74H9ZM17 75V74H16ZM45 75H46V73H45ZM54 75H55V73H54ZM58 76H59V74H57ZM56 75V76H57ZM92 75V74H91ZM132 75H134V74H132ZM194 75H196V74H194ZM202 75V74H201ZM206 75V74H205ZM233 75V74H232ZM256 75V74H255ZM263 75H264V73L261 75V76H259V77H261V79L259 80V82H258V87L256 88V94H257V97H255V92H254V98H255V100L256 99H258L259 101L258 102H254L255 103V107H254V113H251V114H256V119L254 120V123L256 124H254L255 126H256V128H258L257 130H259L260 132H261V136H263L259 141H260V143L258 144V146H257V148H256V150H254L255 152H254V155L256 156L257 155V158L260 160V166L258 165V163H256L257 162V160L258 159H256V162H254V163H256L255 164V166L257 165V167H258V170H260V171H262V170H264V120H258V117L260 118L261 117V115H262V112H263V106H264V78H263ZM11 76V75H10ZM49 76V75H48ZM53 76V75H52ZM52 76H51V78H52ZM55 76V77H56ZM82 76V75H81ZM89 76H90V73H89ZM88 76V77H89ZM127 76H129V75H127ZM136 76V75H135ZM143 76H145V75H143ZM173 76H175V75H173ZM191 76V75H190ZM189 76V77H190ZM47 77V76H46ZM54 77V76H53ZM54 77V78H55ZM132 77V76H131ZM187 77V76H186ZM195 77V76H194ZM258 77V78H259ZM57 78V79H56ZM55 79L56 80H58V77H56ZM61 78V77H60ZM72 77H70V79H71ZM74 78V77H73ZM76 78V77H75ZM74 78V79H75ZM85 78V77H84ZM83 78V79H84ZM137 78V77H136ZM158 78H159V80H158ZM170 78V77H169ZM196 78V77H195ZM194 78V79H195ZM200 78V77H199ZM254 78V77H253ZM50 79V78H49ZM53 79V78H52ZM77 79V78H76ZM82 79V78H81ZM95 79V78H94ZM139 79V78H138ZM168 79V78H167ZM188 79V78H187ZM187 79H185V81L187 80ZM202 79V78H201ZM129 80H131V78L129 79ZM189 80V79H188ZM204 80V79H203ZM256 80H258V79H256ZM255 80V81H256ZM47 81H48V78H47ZM50 81V80H49ZM61 81V80H60ZM67 81V80H66ZM69 81V80H68ZM160 81V82H159ZM4 82V81H3ZM55 82H59V81H55ZM62 82V81H61ZM184 82V81H183ZM187 82V81H186ZM190 82V81H189ZM251 82V81H250ZM253 82V81H252ZM257 82V81H256ZM45 83H47V82H45ZM87 83H86V85H87ZM170 83V82H169ZM173 83H175V81L174 82H172V84ZM188 83V82H187ZM186 84V83H185ZM185 84H184V86H185ZM193 84V83H192ZM198 84V83H197ZM253 84V83H252ZM257 84V83H256ZM187 85V84H186ZM188 85H190V84H188ZM199 85V84H198ZM201 85V84H200ZM208 85H210V84H208ZM51 86V85H50ZM57 86V85H56ZM56 86H55V89H57L56 88ZM59 86H61V85H59ZM63 86V85H62ZM173 86V85H172ZM174 86H175V84H174ZM193 86V85H192ZM58 87V86H57ZM190 87V86H189ZM204 87V86H203ZM36 88V87H35ZM38 88V87H37ZM50 87H48V89H49ZM51 88H52V86H51ZM169 88V87H168ZM184 88V87H183ZM193 88H195L194 86H193ZM197 88V87H196ZM209 88V87H208ZM252 88H254V87H252ZM53 89V88H52ZM55 89H53V90H55ZM78 89V88H77ZM170 89H172V88H170ZM237 89V88H236ZM58 90V89H57ZM56 90V91H57ZM184 90V89H183ZM195 90V89H194ZM251 90V89H250ZM37 91V90H36ZM46 91H48V90H46ZM44 92L43 91V93L45 94V93H47V92ZM65 91H66V88H65ZM86 91H88V90H86ZM172 91V90H171ZM185 91L187 92V90L185 89ZM189 91L191 92V90L189 89ZM197 91V90H196ZM252 91V90H251ZM253 91H254V89H253ZM1 92V91H0ZM6 92V91H5ZM55 92V91H54ZM58 92V91H57ZM189 92V93H190ZM198 92V91H197ZM209 92V91H208ZM16 93V92H15ZM32 93H34V92H32ZM38 93V92H37ZM53 93V92H52ZM52 93H50V94H52ZM56 93V92H55ZM188 93V94H189ZM202 93V92H201ZM211 93V92H210ZM209 93V94H210ZM235 93V92H234ZM57 94V93H56ZM59 94V93H58ZM61 94H63V93H60V95ZM192 94V93H191ZM193 94H194V92H193ZM236 94V93H235ZM248 94H250V93H248ZM252 94V93H251ZM2 95V94H1ZM1 95H0V97H1ZM6 95V94H5ZM33 95V94H32ZM32 95H30V96H32ZM48 95V94H47ZM184 95H185V93H184ZM200 95V94H199ZM198 95V96H199ZM203 95V94H202ZM7 96V95H6ZM30 96H29V98H30ZM45 96V95H44ZM50 96V95H49ZM47 97L46 96V98H50V97ZM56 97H57V95H55ZM75 96V95H74ZM173 96V95H172ZM193 96V95H192ZM205 96V95H204ZM208 96V95H207ZM210 96H212V95H210ZM210 96H209V98H210ZM214 96V95H213ZM212 96V97H213ZM236 96V95H235ZM238 96V95H237ZM251 97H252V95H250ZM3 97H5L4 95H2V99H3ZM26 97V96H25ZM35 97H36V95H35ZM61 97V96H60ZM160 98V99H162L164 102H163V107H162V110H158L155 114H154V112H153V110L155 109L156 110V108H154L153 110H152V104H153V102H155L154 101V99L155 98ZM5 98H8V97H5ZM23 98V97H22ZM43 97H41V99H42ZM45 98V97H44ZM46 98H45V100H46ZM55 98V97H54ZM72 99H73V97H71ZM91 98H96V99H99L100 100V103L98 104V105H92V103H90L89 102V100L91 99ZM179 98V99H178ZM188 98V96H186V99ZM203 98V97H202ZM245 98V97H244ZM253 98V99H254ZM19 99V98H18ZM33 99V98H32ZM31 99V100H32ZM62 100L64 99V96H63V98H61ZM160 99L158 100V101H160ZM176 99H177V101H176ZM185 99V100H186ZM206 99V98H205ZM215 99V98H214ZM237 99V98H236ZM246 99V98H245ZM244 99V100H245ZM247 99H248V97H247ZM253 99L251 98V102L253 101ZM20 100V99H19ZM23 100H25L24 98L22 99V101ZM29 100V99H28ZM30 100V101H31ZM36 100H38V97H37V99H35V101ZM44 100V101H45ZM54 100V99H53ZM52 100V101H53ZM161 100V101H162ZM184 100V101H185ZM207 100V99H206ZM235 100V99H234ZM249 100H250V97H249ZM18 101V100H17ZM21 101V102H22ZM27 100H25L24 102H26ZM38 101H41V100H38ZM51 101V100H50ZM54 101H57V100H54ZM64 101V100H63ZM160 101V102H161ZM178 101H180V102H178ZM213 101V99L211 100V102ZM248 100H246V102H247ZM257 101V100H256ZM28 102V101H27ZM27 102H26V104H27ZM59 102H60V104H59ZM190 102V101H189ZM236 102V101H235ZM241 102V101H240ZM250 102V101H249ZM10 103V102H9ZM19 103V102H18ZM33 103V102H32ZM39 104H40V102H38ZM45 103H47L46 105H48V102H45ZM202 103V102H201ZM201 103L199 104V105H201ZM0 104H1V102H0ZM11 104H15L16 105V103H11ZM10 104V105H11ZM25 104V103H24ZM35 104H36V102H35ZM58 104H59V106H58ZM156 104V103H155ZM158 104V103H157ZM188 104V103H187ZM193 104V103H192ZM197 104V103H196ZM213 104H214V112L213 111H211V113H209V117L207 118V119H209V121H210V124H211V126H212V128L214 129V131H216V132H218L217 133V135H216V140L217 139H220L219 141H220V145L218 146V147H214L213 148V150H211L212 152H211V154L213 153L214 154V156H217V157H219L220 155H221V153H222V151L225 149V145H224V139H223V137H221V135L222 134H224L226 131H227V127H228V125L226 126V124L231 120L230 119V112H229V109L227 108V104L226 105H224L223 103H221V102H219L218 100H217V102H216V100H214V102H213ZM233 104V103H232ZM240 104H242V103H240ZM252 104V103H251ZM3 105H4V103H3ZM6 105H8V104H5V106ZM10 105H8L9 107H11ZM19 105V104H18ZM29 105V104H28ZM44 105V104H43ZM43 105H41V106H43ZM46 105H44V107L46 106ZM180 105H181V103H180ZM179 105V106H180ZM186 104H184V106H185ZM194 105V104H193ZM207 105H208V103H207ZM229 105V104H228ZM234 105V104H233ZM235 105H237V104H235ZM243 105V104H242ZM2 106V105H1ZM7 106V107H8ZM22 106V105H21ZM32 106V105H31ZM31 106H29V107H31ZM137 106H139L138 108H140L141 107V110H142V108L144 109V111L145 110H148V111H145V113L146 112H150V114H151V116H144V114H142V112H138V114H134V111H133V109L132 108H137ZM178 106V107H179ZM188 106H190V105H187V107ZM198 106V105H197ZM212 106V105H211ZM252 106H254L253 104H252ZM6 107V108H7ZM12 107H15V110H16V107L17 106H12ZM26 107V106H25ZM38 107V106H37ZM47 107V106H46ZM152 107V108H151ZM156 107V106H155ZM181 107H183V106H181ZM201 107V106H200ZM233 107V106H232ZM20 108V107H19ZM18 108V109H19ZM32 108V107H31ZM41 108H43V107H41ZM52 108V109H51ZM54 108V109H53ZM175 108V107H174ZM185 108V107H184ZM192 108V107H191ZM197 108V107H196ZM234 108V107H233ZM246 108L248 109H246L247 111H249V108L246 106ZM1 109V108H0ZM9 109V108H8ZM21 109V108H20ZM28 109V108H27ZM33 109V108H32ZM157 109H159V108H157ZM186 109V108H185ZM188 109V108H187ZM198 109H200V108H198ZM209 109V108H208ZM207 109V110H208ZM210 109H211V107H210ZM34 110V109H33ZM38 110H39V108H38ZM42 110V109H41ZM46 110V109H45ZM135 110V109H134ZM137 110V109H136ZM172 110H173V108H172ZM171 110V111H172ZM176 110V109H175ZM175 110H173V111H175ZM178 110H180V107H179V109H177V111ZM213 110V109H212ZM234 110V109H233ZM30 111V110H29ZM34 111H36V110H34ZM34 111L33 112H31L30 111V113H34ZM139 111V110H138ZM152 111V112H151ZM177 111H176V113H177ZM187 111H189V110H187ZM193 111H194V108H193ZM196 111V110H195ZM198 111V110H197ZM235 111V110H234ZM135 112H137V111H135ZM184 112H186V111H184ZM213 112V113H212ZM251 112H253V111H251ZM25 113V112H24ZM36 113V112H35ZM55 113V114H54ZM173 113H175V112H173ZM173 113H172V116H173ZM175 113V115H177ZM206 113H207V111H206ZM234 113V112H233ZM243 113V112H242ZM245 113V112H244ZM264 113V112H263ZM57 114V115H58ZM170 114H171V112H170ZM169 114V115H170ZM180 114H182V112L180 113ZM199 114V113H198ZM197 114V115H198ZM232 114V113H231ZM236 114V113H235ZM246 114V113H245ZM247 114H248V112H247ZM36 115V114H35ZM48 115V114H47ZM46 115V116H47ZM146 115V114H145ZM187 115V114H186ZM194 115V116H193ZM192 116H193V118H194V121H196L195 119H196V112H194V114H193ZM200 115H203V114H200ZM199 115V116H200ZM24 116H25V114H24ZM29 116H31V115H29ZM42 116V115H41ZM181 116V115H180ZM234 117H235V115H233ZM244 116V115H243ZM246 116V115H245ZM244 116V117H245ZM32 117V116H31ZM179 117V116H178ZM191 117V116H190ZM201 117V116H200ZM199 117V118H200ZM241 117V116H240ZM243 117V118H244ZM25 118V117H24ZM54 118V119H55ZM172 118V117H171ZM176 118V117H175ZM181 118V117H180ZM179 118V119H180ZM192 118V117H191ZM198 118V119H199ZM204 119H206L205 117H203ZM238 118H239V116H238ZM237 118V119H238ZM248 118V117H247ZM247 118H246V120H247ZM57 119V118H56ZM178 119V118H177ZM182 119V118H181ZM197 119V120H198ZM260 119H263L262 117L260 118ZM160 120H161V122H160ZM171 120V119H170ZM176 120V119H175ZM200 120V119H199ZM244 120V119H243ZM243 120L241 121V123L242 124H244V123H247V122H244L243 123ZM248 120H249V118H248ZM247 120V121H248ZM153 121H155V122H153ZM173 121V120H172ZM238 121V120H237ZM245 121V120H244ZM159 122H160V124H159ZM171 122V121H170ZM177 122V121H176ZM181 122V121H180ZM250 122H252V121H250ZM141 123V122H140ZM186 123V122H185ZM189 123V122H188ZM194 123V122H193ZM230 123V122H229ZM240 123V124H241ZM157 124H159V125H157ZM172 124V123H171ZM181 124V123H180ZM184 124V123H183ZM192 124V123H191ZM201 124V123H200ZM199 124V125H200ZM210 124H209V127H210ZM230 124H232V121H231V123ZM77 125V126H76ZM175 125V124H174ZM174 125H172V126H174ZM195 126H197L196 124H194ZM247 125V124H246ZM251 125V124H250ZM162 126V125H161ZM160 126V127H161ZM165 126V125H164ZM176 126V125H175ZM174 126V127H175ZM190 126V125H189ZM248 126V125H247ZM1 127V126H0ZM6 127V126H5ZM4 127V128H5ZM178 127V126H177ZM184 127H186L185 125H184ZM190 127H192V125L190 126ZM194 127V126H193ZM198 127V126H197ZM208 127V126H207ZM231 127V126H230ZM237 127H239V126H237ZM254 127V126H253ZM4 128L3 129H1V130H4ZM165 128V127H164ZM189 128V127H188ZM202 128V127H201ZM241 128H242V126H241ZM244 128V127H243ZM242 128V129H243ZM248 128V127H247ZM159 129H161V128H159ZM158 129V130H159ZM171 130H173L172 128H170ZM175 129V128H174ZM190 129V128H189ZM199 129V127L197 128V130ZM203 129V128H202ZM206 129V128H205ZM250 129H253V128H251V126H250ZM166 130V129H165ZM193 130V132L195 131L194 129H192ZM196 130V131H197ZM200 130V129H199ZM207 130V129H206ZM205 130V131H206ZM210 130V129H209ZM245 130V129H244ZM247 130V129H246ZM156 131V132H155ZM182 126L179 128V130H178V136H176V137H179L180 139L182 138ZM190 131V130H189ZM213 131V132H214ZM229 131H231V130H229ZM240 131H242V130H240ZM2 132V131H1ZM0 132V133H1ZM161 132V131H160ZM191 132V131H190ZM200 131H198V133H199ZM201 132H203L202 130H201ZM228 132V131H227ZM236 132H238L237 130H236ZM252 132V131H251ZM253 132H255L254 131V129H253ZM159 133V132H158ZM164 133V132H163ZM171 133V132H170ZM184 133V132H183ZM187 133V132H186ZM210 133H212V132H210ZM136 134V133H135ZM161 134V133H160ZM228 134V133H227ZM233 134V133H232ZM118 135V134H117ZM170 135V134H169ZM171 135H172V133H171ZM174 135V134H173ZM172 135V136H173ZM191 135H192V133H191ZM193 135H194V133H193ZM200 135V134H199ZM214 135V134H213ZM212 135V136H213ZM159 138L162 136H160L159 134L157 135ZM164 136H165V134H164ZM184 136V135H183ZM188 136V135H187ZM174 137V136H173ZM137 138V137H136ZM165 138H166V136H165ZM192 138V137H191ZM214 138V137H213ZM184 139H185V136H184ZM194 139V138H193ZM196 139V138H195ZM228 139V138H227ZM258 139V138H257ZM115 140H116V138H115ZM192 140V139H191ZM191 140H189L190 142H192L193 143V140L191 141ZM196 140H198V138L196 139ZM212 140H214V139H212ZM170 141V140H169ZM176 141V140H175ZM174 141V142H175ZM179 141V140H178ZM227 141V140H226ZM258 141V140H257ZM172 142V141H171ZM195 142H197V141H195ZM210 142H211V139H210ZM178 143V142H177ZM200 143V142H199ZM181 144V143H180ZM197 144V143H196ZM210 144H212V143H210ZM214 144V143H213ZM232 144V143H231ZM176 145V144H175ZM168 146H170V145H168ZM226 146H227V144H226ZM255 146V145H254ZM178 147V146H177ZM212 147V146H211ZM113 148V147H112ZM140 148V149H139ZM209 148V147H208ZM230 148V147H229ZM252 148V147H251ZM172 149V148H171ZM211 149V148H210ZM139 150H141L140 152H139ZM229 150V149H228ZM120 151V150H119ZM173 151V150H172ZM5 152H8V154H9V157H8V159L7 160H2V158H3V156H2V154L3 153H5ZM229 152V151H228ZM118 153V152H117ZM121 153H123L122 151H121ZM162 153V152H161ZM169 153H170V151H169ZM173 153V152H172ZM171 153V156L173 155ZM154 154V156H156L155 154H157L156 152L155 153H153ZM159 154V153H158ZM167 154V153H166ZM165 154V156H167ZM175 154V153H174ZM177 154V153H176ZM246 154H247V152H246ZM111 155H114L115 156V154H113V153H111ZM119 155H121V154H119ZM169 155V154H168ZM123 156V155H122ZM131 156V155H130ZM151 156H153V155H151ZM153 156V157H154ZM170 156V155H169ZM228 156H230V155H228ZM252 156V155H251ZM110 157V156H109ZM127 157V158H128ZM149 158H150V156H148ZM158 157V156H157ZM121 158H123V157H121ZM147 158V157H146ZM156 158V157H155ZM168 158V157H167ZM214 158V157H213ZM220 158V157H219ZM226 158V157H225ZM231 158V157H230ZM248 158H250V157H248ZM86 159V160H85ZM125 159V158H124ZM151 159V158H150ZM163 159H166V158H163ZM174 159V158H173ZM244 159V158H243ZM149 160V159H148ZM161 160V159H160ZM247 160V159H246ZM254 160V159H253ZM162 161V160H161ZM164 161V160H163ZM170 161V160H169ZM221 161V160H220ZM224 161V160H223ZM228 161H229V159H228ZM244 161V160H243ZM111 162V161H110ZM109 162V163H110ZM122 162H123V160H122ZM144 162V161H143ZM145 162H148L147 160L145 161ZM155 162H157V160L155 161ZM154 162V163H155ZM168 162V161H167ZM166 162V163H167ZM216 162V161H215ZM244 162H246V161H244ZM248 162V161H247ZM259 162V161H258ZM125 163V162H124ZM130 162L128 161V164H129ZM142 163V162H141ZM159 163V162H158ZM261 163H263V165H261ZM20 164H22L23 165V167L26 169L25 170V172L24 173H22V172H20L19 171V167H20ZM101 164H104L103 166H101ZM150 164V163H149ZM152 164V163H151ZM164 164H165V161H164ZM227 164H228V162H227ZM227 164H225V165H227ZM231 164V163H230ZM249 164V163H248ZM251 164H253V161H252V163ZM127 165V164H126ZM135 165V166H136ZM140 165V164H139ZM166 165V164H165ZM164 165V166H165ZM219 165V164H218ZM148 166V165H147ZM157 166H160V164L159 165H157ZM228 166V165H227ZM248 166V165H247ZM132 167H134L133 165H132ZM151 168H152V166H150ZM150 167H148V168H150ZM170 167V166H169ZM245 167V166H244ZM151 168H150V170H151ZM155 168V167H154ZM154 168H153V170H154ZM158 168V167H157ZM225 168H226V166H225ZM229 168V167H228ZM251 168H252V166H251ZM156 169V168H155ZM165 169V168H164ZM111 170V169H110ZM109 170V171H110ZM157 170V169H156ZM230 170V169H229ZM164 171H167V170H164ZM254 172V171H253ZM219 173V172H218ZM258 173V172H257ZM98 175V174H97ZM101 174H99V176H100ZM103 175V174H102ZM91 176V175H90ZM89 176V177H90ZM95 176V175H94ZM105 177H106V175H104ZM257 176V175H256ZM261 176V175H260ZM103 177V176H102ZM110 177V176H109ZM104 178V177H103ZM108 178V177H107ZM128 179V178H127ZM225 179V178H224ZM81 180H82V182H81ZM93 180H96V179H93ZM105 180V179H104ZM103 180V181H104ZM85 181V180H84ZM92 181V180H91ZM97 181V180H96ZM99 181V180H98ZM159 181V180H158ZM206 181V180H205ZM213 181V180H212ZM94 182V181H93ZM124 182V181H123ZM122 182V183H123ZM150 182V181H149ZM155 182H157V181H155ZM154 182V183H155ZM166 182V181H165ZM169 182V181H168ZM204 182V181H203ZM87 183V182H86ZM99 183V182H98ZM125 183V182H124ZM145 183V182H144ZM144 183H143V185H144ZM205 183H207V182H205ZM204 183V184H205ZM105 184V183H104ZM128 184V183H127ZM131 184V183H130ZM157 184H158V182H157ZM210 184V183H209ZM147 185H149V184H147ZM112 186V185H111ZM156 186V188H157V185H155ZM205 186H206V184H205ZM119 187V186H118ZM144 187V186H143ZM142 187V188H143ZM139 188V187H138ZM137 188V189H138ZM146 188V187H145ZM153 188V187H152ZM155 188V187H154ZM172 188V187H171ZM116 189V188H115ZM140 189V188H139ZM149 189V188H148ZM173 189V188H172ZM134 190V189H133ZM142 190V189H141ZM152 190V189H151ZM156 190V189H155ZM155 190H153V191H155ZM161 190V189H160ZM157 190L156 192H153L152 193V195H148L149 197H147V199H145V203L147 202V203H149V202H151L153 199L152 198H154L155 199V197H159V200L158 201H162V199H163V190ZM116 191V190H115ZM136 191V190H135ZM143 191H145L144 189H143ZM148 190L146 189V192H147ZM111 192V193H110ZM136 192H138V191H136ZM150 192H152V191H150ZM139 193V192H138ZM170 193H171V191H170ZM173 193V192H172ZM109 194V195H108ZM137 194V193H136ZM135 194V196H137ZM141 194V193H140ZM139 195V194H138ZM143 195V194H142ZM144 195L146 196V193H144ZM166 195V194H165ZM116 196V195H115ZM114 196V197H115ZM108 197V198H109ZM141 197V196H140ZM144 197V196H143ZM165 197V196H164ZM169 198V197H168ZM118 199V198H117ZM117 199H113L112 201V203L113 204H116L117 202H118V200ZM137 199V198H136ZM138 200V199H137ZM165 200V199H164ZM169 200H170V198H169ZM168 200V201H169ZM173 200V199H172ZM155 201V200H154ZM166 201V200H165ZM175 201H176V198H175ZM27 202V201H26ZM104 202V201H103ZM122 202V201H121ZM137 202V201H136ZM140 202H141V199H140ZM139 202V203H140ZM171 202V201H170ZM129 203V202H128ZM133 203V202H132ZM142 203V202H141ZM152 203V202H151ZM157 203V202H156ZM97 204H98V202H97ZM106 204V203H105ZM123 204V203H122ZM131 204V203H130ZM159 204V203H158ZM167 204H168V202H167ZM173 204V203H172ZM176 204V203H175ZM98 206H100L99 204H98ZM110 206H112V205H110ZM139 206V205H138ZM143 206V205H142ZM146 206V205H145ZM170 206V205H169ZM103 207H106V206H103ZM103 207H102V209H103ZM118 207V206H117ZM134 208H135V206H133ZM132 208V207H131ZM142 208V207H141ZM143 208H144V206H143ZM148 208V207H147ZM158 208H159V206H158ZM100 209V208H99ZM137 209H138V207H137ZM136 209V210H137ZM163 209H164V207H163ZM101 210V209H100ZM161 210V209H160ZM103 210H101V212H102ZM105 211V210H104ZM116 211V210H115ZM129 211V210H128ZM133 211V210H132ZM143 211V210H142ZM152 211H153V209H152ZM100 212V213H101ZM110 212V211H109ZM117 212V211H116ZM134 212H135V209H134ZM90 212H86L85 213V215L86 214H89ZM139 213H141L140 211H139ZM133 214H135V213H133ZM155 214V213H154ZM186 214V213H185ZM31 215V216H30ZM136 215V214H135ZM140 215V214H139ZM143 215V214H142ZM105 216V215H104ZM1 217H4L3 215L2 216H0V221H3V219H1ZM83 217V218H82ZM167 217V216H166ZM166 217H164L163 219H166ZM185 217V216H184ZM87 218V217H86ZM106 218H107V216H106ZM110 218V217H109ZM173 216H168L167 217V219H169L170 221L171 220H173ZM100 220V219H99ZM111 220V219H110ZM154 220V219H153ZM86 222V221H85ZM91 223V222H90ZM90 223H88V224H90ZM98 223V222H97ZM108 223V222H107ZM147 223V222H146ZM106 224V223H105ZM92 226H93V224H91ZM97 225V224H96ZM116 225V224H115ZM154 225V224H153ZM84 226V225H83ZM92 226H90V227H92ZM99 226H101V225H99ZM113 226H114V224H113ZM147 226V225H146ZM97 227V226H96ZM96 227H94V228H96ZM177 227V226H176ZM98 228V227H97ZM141 228H143V227H141ZM93 229V228H92ZM101 230L103 229V228H100ZM134 229V228H133ZM149 229V228H148ZM55 230H56V232H55ZM94 230V229H93ZM96 230V229H95ZM94 230V231H95ZM105 230V229H104ZM140 230V229H139ZM109 231V230H108ZM132 231V230H131ZM130 231V232H131ZM143 231H145V230H143ZM152 231V230H151ZM96 232H97V230H96ZM103 232V231H102ZM137 232V231H136ZM109 233V232H108ZM142 233V232H141ZM140 233V234H141ZM152 233V232H151ZM172 233V232H171ZM101 234H104V233H101ZM133 234H134V232H133ZM137 234H139V233H137ZM137 234H135V236L137 235ZM173 234V233H172ZM115 235H117L116 233H115ZM128 235V234H127ZM149 235V234H148ZM169 235L170 234H167L166 232L165 233H163V234H158V235H156L157 237H164L165 239L167 238L168 239V237H169ZM101 236H104V235H101ZM109 236V237H108ZM108 236H106V240H104L103 238V240L104 241H107V239H109V242H110V246L111 247H113V248H120L119 246L120 245H122V243L120 242V241H118V240H114V239H116V238H114V236H113V234H112V232H111V235H108ZM143 236V235H142ZM150 236V235H149ZM120 237V236H119ZM127 237V236H126ZM130 237H133L132 235L130 236ZM129 237V238H130ZM137 237V236H136ZM150 237H152V236H150ZM99 238H101V237H99ZM121 238V237H120ZM123 238V237H122ZM139 238H140V236H139ZM131 239V238H130ZM130 239H128V240H130ZM144 239V238H143ZM242 239V238H241ZM126 240H127V238H126ZM127 240V241H128ZM142 240V239H141ZM156 240V239H155ZM163 240V239H162ZM169 242L167 243L169 246H170V249H172L173 251L175 250V247L173 248V246H174V243H173V241L171 240V239H169L168 240ZM235 241V240H234ZM237 241H239V240H237ZM167 242V241H166ZM236 242V241H235ZM241 242V241H240ZM243 242V241H242ZM141 242H140V240H138L137 238H132V240H130L129 242H128V246L129 245H131V247H130V249H129V254H130V260H128L127 261V264H135V262H138V261H141L140 260V258H141V256L142 255H139L138 253V250H136L137 249V247H138V245L140 244ZM163 243V242H162ZM234 243V242H233ZM239 243V242H238ZM124 244V243H123ZM231 244H232V242H231ZM108 245V244H107ZM165 245V244H164ZM236 245H238V244H236ZM124 246V245H123ZM245 246V245H244ZM125 247V246H124ZM141 247V246H140ZM161 247V246H160ZM168 247V246H167ZM144 248V247H143ZM156 248V247H155ZM169 248V247H168ZM243 248V247H242ZM121 249V248H120ZM127 249H128V247H127ZM138 249H141V248H138ZM238 249V248H237ZM108 250V249H107ZM106 250V252L108 253V251ZM114 251V250H113ZM118 251V250H117ZM116 250H115V252H117ZM123 251V250H122ZM127 251V250H126ZM156 251V250H155ZM167 251H169V250H167ZM243 251V250H242ZM112 252V251H111ZM138 252V253H137ZM141 253H142V251H140ZM146 252V251H145ZM148 252V251H147ZM146 252V253H147ZM157 252H161V251H156V253L155 254H157ZM245 252V251H244ZM128 253V252H127ZM150 253V252H149ZM246 253V252H245ZM102 254V253H101ZM128 254V255H129ZM120 255V254H119ZM119 255H116V256H118L117 258H121L122 256L124 257V254L122 253L121 254V257H119ZM127 255V254H126ZM127 255V256H128ZM144 255H145V253H144ZM149 255V254H148ZM159 255V254H158ZM158 255H156V257H159ZM161 255V254H160ZM176 255V254H175ZM241 255H243V254H241ZM101 256V255H100ZM102 256H104V255H102ZM184 256V255H183ZM126 257V256H125ZM144 257V256H143ZM148 257V256H147ZM160 257H163V256H160ZM185 257V256H184ZM245 257H247V255H245ZM100 258H105V257H100ZM99 258V259H100ZM154 258H155V255H154ZM168 258H169V256H168ZM106 259V258H105ZM108 259V258H107ZM110 259V258H109ZM108 259V260H109ZM126 259V258H125ZM157 259V258H156ZM245 259V258H244ZM116 260V259H115ZM148 260V259H147ZM164 260V259H163ZM104 261V260H103ZM112 261V260H111ZM118 261V262H117ZM114 264H125V262H124V260L122 261V260H117ZM151 261V260H150ZM153 261V260H152ZM157 261H158V259H157ZM160 261V260H159ZM161 261H162V259H161ZM179 261H181V260H179ZM100 262H102V261H100ZM107 262V261H106ZM110 262V261H109ZM109 262H107L108 264H109ZM120 262V263H119ZM142 262V261H141ZM146 262V261H145ZM144 262V263H145ZM155 262V261H154ZM169 262V261H168ZM113 263V262H112ZM140 263V262H139ZM149 263V262H148ZM157 263V262H156ZM155 263V264H156ZM160 263V262H159ZM99 264V263H98ZM143 264V263H142ZM150 264H152V263H150ZM154 264V263H153ZM163 264V263H162ZM167 264V263H166ZM171 264H173V263H171ZM187 264V263H186ZM244 264V263H243Z\"/></svg>", "mask_w": 264, "mask_h": 264}]
</instances>
